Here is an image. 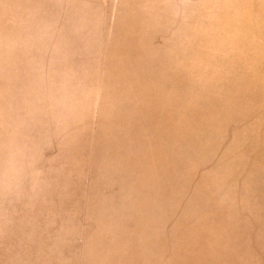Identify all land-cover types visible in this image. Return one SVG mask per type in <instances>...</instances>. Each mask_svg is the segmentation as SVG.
Masks as SVG:
<instances>
[{"label":"rangeland","instance_id":"1","mask_svg":"<svg viewBox=\"0 0 264 264\" xmlns=\"http://www.w3.org/2000/svg\"><path fill=\"white\" fill-rule=\"evenodd\" d=\"M0 264H264V0H0Z\"/></svg>","mask_w":264,"mask_h":264}]
</instances>
